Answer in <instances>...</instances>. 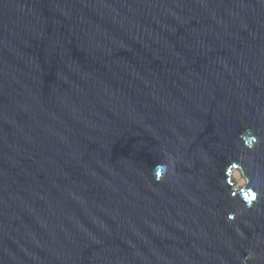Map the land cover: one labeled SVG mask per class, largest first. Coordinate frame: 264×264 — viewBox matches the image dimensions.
Returning a JSON list of instances; mask_svg holds the SVG:
<instances>
[{"label":"water","instance_id":"95a60500","mask_svg":"<svg viewBox=\"0 0 264 264\" xmlns=\"http://www.w3.org/2000/svg\"><path fill=\"white\" fill-rule=\"evenodd\" d=\"M0 264H264V0H0Z\"/></svg>","mask_w":264,"mask_h":264},{"label":"bare ground","instance_id":"6f19581e","mask_svg":"<svg viewBox=\"0 0 264 264\" xmlns=\"http://www.w3.org/2000/svg\"><path fill=\"white\" fill-rule=\"evenodd\" d=\"M234 176L238 180V183H243L244 182V180L240 177V175H238V172H236Z\"/></svg>","mask_w":264,"mask_h":264},{"label":"rangeland","instance_id":"374dc122","mask_svg":"<svg viewBox=\"0 0 264 264\" xmlns=\"http://www.w3.org/2000/svg\"><path fill=\"white\" fill-rule=\"evenodd\" d=\"M238 175H240V177L244 180L243 176L238 172ZM243 183H238V185H241Z\"/></svg>","mask_w":264,"mask_h":264}]
</instances>
